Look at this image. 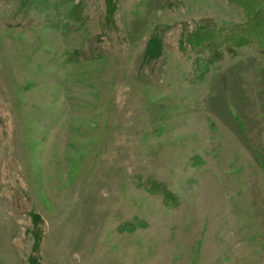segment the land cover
Instances as JSON below:
<instances>
[{
    "label": "rangeland",
    "instance_id": "obj_1",
    "mask_svg": "<svg viewBox=\"0 0 264 264\" xmlns=\"http://www.w3.org/2000/svg\"><path fill=\"white\" fill-rule=\"evenodd\" d=\"M22 1L0 0V264H264V54L229 40L241 15ZM208 20L213 56L180 32Z\"/></svg>",
    "mask_w": 264,
    "mask_h": 264
},
{
    "label": "trees",
    "instance_id": "obj_2",
    "mask_svg": "<svg viewBox=\"0 0 264 264\" xmlns=\"http://www.w3.org/2000/svg\"><path fill=\"white\" fill-rule=\"evenodd\" d=\"M30 1H22V6L30 5ZM224 1L242 17V21L236 23L233 29H229L230 33L232 32L231 36L228 35L229 40L236 46H245L249 43L250 48L264 54V0ZM209 21L195 23L191 30L187 29L188 25L186 23L181 25L180 32L186 35L184 40L187 43V48L194 50L196 54H199L201 50V53L208 52L210 56H213L219 48H222L223 39L220 37L222 29H219L213 25L212 21ZM162 31L164 30H154V36L149 38L145 50L146 58L158 57L160 52H162V41L160 39ZM179 50H182L180 46ZM37 262L38 259L34 260L33 255H31L27 264H38Z\"/></svg>",
    "mask_w": 264,
    "mask_h": 264
}]
</instances>
